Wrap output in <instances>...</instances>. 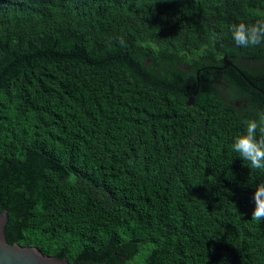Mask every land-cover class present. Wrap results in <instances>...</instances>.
I'll return each mask as SVG.
<instances>
[{
    "label": "trees",
    "instance_id": "16d2710c",
    "mask_svg": "<svg viewBox=\"0 0 264 264\" xmlns=\"http://www.w3.org/2000/svg\"><path fill=\"white\" fill-rule=\"evenodd\" d=\"M257 20L264 0H0L7 241L78 263L264 264V170L232 150L264 112V46L230 28Z\"/></svg>",
    "mask_w": 264,
    "mask_h": 264
},
{
    "label": "clouds",
    "instance_id": "9594fccd",
    "mask_svg": "<svg viewBox=\"0 0 264 264\" xmlns=\"http://www.w3.org/2000/svg\"><path fill=\"white\" fill-rule=\"evenodd\" d=\"M231 38L238 48L264 46V20L255 23L234 24L230 28ZM245 132L237 135L232 143V150L242 160L248 161L251 168L264 170V112H258L257 118L244 121ZM254 209L251 219L264 221V180L254 188Z\"/></svg>",
    "mask_w": 264,
    "mask_h": 264
},
{
    "label": "water",
    "instance_id": "95a60500",
    "mask_svg": "<svg viewBox=\"0 0 264 264\" xmlns=\"http://www.w3.org/2000/svg\"><path fill=\"white\" fill-rule=\"evenodd\" d=\"M262 94L264 95L263 90ZM192 101L191 98L190 103ZM7 222V211L0 212V264H93L69 262L65 258L44 255L35 246H21L18 243L10 244L5 234Z\"/></svg>",
    "mask_w": 264,
    "mask_h": 264
}]
</instances>
